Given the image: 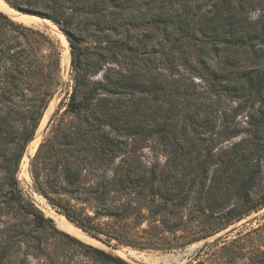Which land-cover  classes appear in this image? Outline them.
Returning <instances> with one entry per match:
<instances>
[{"label":"trees","instance_id":"obj_1","mask_svg":"<svg viewBox=\"0 0 264 264\" xmlns=\"http://www.w3.org/2000/svg\"><path fill=\"white\" fill-rule=\"evenodd\" d=\"M4 1L69 42L71 89L29 161L69 221L144 248L121 227L172 230L189 209L217 222L203 238L264 207V0ZM59 65L52 37L0 11V264H57L45 245L58 236L127 264L56 229L20 186ZM144 148L163 164L140 160Z\"/></svg>","mask_w":264,"mask_h":264},{"label":"rangeland","instance_id":"obj_2","mask_svg":"<svg viewBox=\"0 0 264 264\" xmlns=\"http://www.w3.org/2000/svg\"><path fill=\"white\" fill-rule=\"evenodd\" d=\"M41 19V21L36 23L23 24L47 33L57 42L58 49L60 50V42L52 32L50 27L51 24L46 23L43 18ZM84 45L85 44H82V46ZM39 53L40 60L46 63L49 59L48 48L43 47ZM61 58L62 53L60 52V65L56 76L58 85L54 83L48 86V91L52 93L48 104L49 106L44 112L40 126L35 134V136L39 133L41 134L39 143L42 138L46 136L53 122L50 120L45 135H43V126L48 121L50 114L59 108V102L65 98L66 92L71 89L72 68L70 66V60L67 64H62ZM38 145L31 155L25 153L20 164L18 180L23 191L42 211L44 216L52 219L56 229L63 231L61 227L59 228L52 215L46 211L47 209L44 203L57 213H60L59 210L51 205L42 194L35 190L29 172L30 160L28 156L32 157L34 155ZM141 154L140 160L144 161L146 164L155 161H158L160 164L164 162L163 156H156V154H153L148 148H144ZM25 160L27 165L23 166ZM74 202L75 201L72 200V203ZM86 212L88 214H93L92 209L89 207L86 208ZM95 222H97L102 229H105L109 227L111 220L107 217H101ZM215 224H217V222L214 220L206 222L203 217L187 209L183 210L182 219L172 230L163 228L158 222L149 221L147 219L136 226L126 223L125 227H121V229H126L124 233L127 236H130L135 241L146 243L144 248L123 244H117L115 247H112L105 243V245L96 243L93 240L92 242H85L65 231L63 232L71 235L83 244L110 252L127 264H264V207L202 238V236L209 231L210 227H214ZM99 237L104 238V235L101 234ZM63 240H65L63 237L58 236L55 240L50 239L45 245V249L54 263L102 264L97 257L89 252L83 245L75 241L63 242ZM111 243L113 244L116 242L112 240Z\"/></svg>","mask_w":264,"mask_h":264},{"label":"bare ground","instance_id":"obj_3","mask_svg":"<svg viewBox=\"0 0 264 264\" xmlns=\"http://www.w3.org/2000/svg\"><path fill=\"white\" fill-rule=\"evenodd\" d=\"M0 10L4 11L7 15H9L12 19H14L17 22H22V23H36L41 21L42 19L33 17L31 15H19L17 11L13 10L4 0H0ZM44 21L48 24H51V29L52 32L56 35L57 39L60 42L61 45V53H62V58H61V63L62 64H67L68 61L70 60V54H69V47H68V41L66 37L58 30L57 26L53 23H51L49 20ZM43 122V121H42ZM41 129V128H40ZM40 133L35 136L34 139L30 142L28 149H27V155H31L36 146L38 145L40 141ZM26 160L23 163V166H26ZM26 170V169H25ZM27 171V170H26ZM44 206H46V211L50 213L59 226L61 227L64 231L68 232L69 234L79 238L82 241L85 242H92V240L96 243L102 244L93 237H90L86 233H84L81 229L78 227L74 226L71 222H69L63 215L57 213L55 210L51 209L46 203H44Z\"/></svg>","mask_w":264,"mask_h":264},{"label":"water","instance_id":"obj_4","mask_svg":"<svg viewBox=\"0 0 264 264\" xmlns=\"http://www.w3.org/2000/svg\"><path fill=\"white\" fill-rule=\"evenodd\" d=\"M1 11V10H0ZM15 11H17V10H15ZM17 13L19 14V15H31V14H26V13H23V12H21V11H17ZM6 14V13H5ZM10 17V16H9ZM11 18V17H10ZM12 19V18H11ZM14 20V19H13ZM50 21V20H49ZM51 22V21H50ZM58 28V27H57ZM58 30H59V28H58ZM60 31V30H59ZM61 32V31H60ZM62 33V32H61ZM63 34V33H62ZM64 35V34H63ZM68 41V40H67ZM68 47H69V54H70V46H69V42H68ZM61 46H60V51H61ZM71 56V55H70ZM70 60H71V57H70ZM49 106V105H48ZM48 108V107H47ZM46 108V109H47ZM46 111V110H45ZM54 112V111H53ZM53 112L50 114V117H49V119H48V121L46 122V124L43 126V131H44V133H43V135H45V132H46V130H47V126H48V124H49V122H50V119H51V117H52V114H53ZM27 149H28V147H27ZM27 151V150H26ZM28 159L30 160L31 159V156H28ZM65 217V216H64ZM66 218V217H65ZM67 219V218H66ZM68 220V219H67ZM69 221V220H68ZM69 222H71V221H69ZM72 223V222H71ZM74 226H76V227H78L77 225H75L74 223H72ZM79 229H81L80 227H78ZM82 230V229H81ZM84 233H86L87 235H89L90 237H93L94 239H96L97 241H99L100 243H102V244H104V242L103 241H101L100 239H98V238H96L95 236H93V235H91V234H88L87 232H85L84 230H82ZM105 245V244H104ZM107 245V244H106Z\"/></svg>","mask_w":264,"mask_h":264}]
</instances>
